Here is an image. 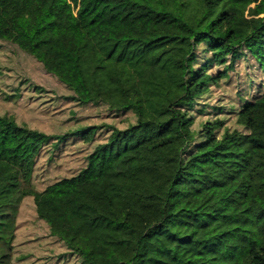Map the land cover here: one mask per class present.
Wrapping results in <instances>:
<instances>
[{
  "label": "trees",
  "instance_id": "obj_1",
  "mask_svg": "<svg viewBox=\"0 0 264 264\" xmlns=\"http://www.w3.org/2000/svg\"><path fill=\"white\" fill-rule=\"evenodd\" d=\"M0 39L59 100L125 118L51 132L0 112V264H264V0H0ZM78 142L38 187L43 153Z\"/></svg>",
  "mask_w": 264,
  "mask_h": 264
},
{
  "label": "rangeland",
  "instance_id": "obj_2",
  "mask_svg": "<svg viewBox=\"0 0 264 264\" xmlns=\"http://www.w3.org/2000/svg\"><path fill=\"white\" fill-rule=\"evenodd\" d=\"M261 52L264 54V49ZM22 77L34 80L45 91L39 92L22 84ZM67 93L65 85L45 70L40 61L14 44L0 39V112H11L32 126L51 132L64 130L76 121L99 124L105 121L120 123L125 119L124 116H106L105 111L98 107H79L57 98V95ZM256 108L259 114L250 132L264 137V97L256 103ZM102 135L103 132L98 137ZM88 148L87 143L68 144L51 162L47 161L48 152H44L36 170V185L43 187L58 176L73 172L81 164L82 156ZM31 208V201L24 203L20 214L21 225L25 226L27 221L34 220L32 212L30 214Z\"/></svg>",
  "mask_w": 264,
  "mask_h": 264
}]
</instances>
